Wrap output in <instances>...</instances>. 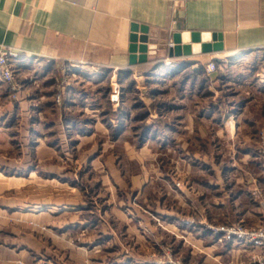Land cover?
I'll return each instance as SVG.
<instances>
[{"label": "rangeland", "instance_id": "374dc122", "mask_svg": "<svg viewBox=\"0 0 264 264\" xmlns=\"http://www.w3.org/2000/svg\"><path fill=\"white\" fill-rule=\"evenodd\" d=\"M226 63L217 67L222 79L213 78L218 86L204 78L195 88L158 83L160 75L145 80L144 87L126 72L67 63L54 67L31 62L22 68L24 73H16L15 83L1 79L13 105H19L25 84L32 87L35 99L26 109L17 108L12 119L8 111L0 118L4 132L0 146L6 158H15L6 161L15 165L6 172L27 175L0 192V203L36 202L44 211H61L50 220L8 211L0 214V241L28 248L20 255L11 249L9 255L0 245L4 250L0 264H235L236 256L228 248L210 247L212 239L222 236L209 226L226 223L205 211L217 200L213 189L196 182L200 191L189 194L193 201L177 189L190 188L182 180L185 175L205 181L219 173L222 164L240 160L241 150L235 145L240 135L235 133L244 121L231 113L237 109L226 114L228 102L223 100H236L242 93L253 96V84L241 81L244 77L254 83L264 76V51L239 54ZM193 91L195 98H191ZM45 94H53V104L62 108V116L49 117L36 110L46 109ZM209 100L212 103L206 104ZM207 106L218 117H206ZM189 113L200 119H189ZM260 126L255 150L263 163L264 124ZM4 159L0 157V162ZM173 171L179 173L175 182ZM164 206L180 212L184 225L169 227L173 220L157 212ZM49 221L56 226L68 224L70 230H52ZM255 256L250 264H258Z\"/></svg>", "mask_w": 264, "mask_h": 264}, {"label": "crops", "instance_id": "0c3cea01", "mask_svg": "<svg viewBox=\"0 0 264 264\" xmlns=\"http://www.w3.org/2000/svg\"><path fill=\"white\" fill-rule=\"evenodd\" d=\"M134 22L149 28L151 43L157 47L156 53L149 55L147 62L131 66L129 46ZM176 32L211 33L215 40L217 35L221 34L222 49L201 50L190 55L171 57L169 48L173 44ZM2 49L18 54L14 60L17 75L24 73L22 68H26L31 62L45 63L44 65L52 63L54 67H57L58 63H67L80 68L91 66L93 69L126 72L130 76L133 75L138 84L141 83L144 87L145 80L156 79L151 78L152 75H162V79H158L160 77L158 76V83H171L175 86L181 83L184 84L183 88H195L200 87L198 86L200 79L202 81L205 78V81L209 82L213 78L216 80L221 78L220 69L209 73L207 68L209 62L214 61L217 66L223 63L226 66L230 58L233 59L239 54L255 55L264 51V0H0V50ZM1 81L0 118L8 111L7 116L12 119L18 111L17 108L26 109L28 105L31 106L29 103L35 96L32 87L25 84L24 89L20 91L19 105L15 106L9 98V92H6V87L4 88L5 84ZM215 82L213 80V85L218 86ZM241 83L249 86L253 84L252 97L242 93L235 96L236 100L235 98L223 100L228 102L226 114H229L231 109H237L231 113L237 114L244 121L240 125V132L235 133L236 136L240 135L235 142L241 150L239 162L222 164L219 173L210 175L212 177L204 179L205 181L194 180L185 175L182 180L187 182L190 188L188 191L182 187L177 189H182L193 201L189 194L195 196L196 190L200 189L196 182L202 188L210 187L217 196V200L212 202V207L205 209L211 217L216 213L222 222L243 219L247 224H256L264 215V162L262 163L256 156L255 150L259 137L256 130L264 124V76L254 83L243 77ZM194 94L193 91L191 98H195ZM44 97L46 109L36 110L45 111L49 117L62 116V108L53 104V94ZM188 97L183 100L190 98ZM219 97L224 96L219 94ZM212 101L205 103L211 104ZM205 109H208L203 111L206 117L210 119L218 117L211 107L207 106ZM34 110L32 108L31 112H35ZM189 116V119H200L193 113H189ZM250 125L253 126V130ZM221 129L223 131L222 127ZM33 132L36 133L35 130ZM3 133L0 129V135ZM2 147L0 146V157L6 160L0 162V192L10 189L27 177L24 172L20 173L17 170L12 173L6 172L9 166L15 168V165L6 161L15 158L11 155L6 158ZM208 165H211L212 169H217L210 162ZM33 170L29 171L32 173ZM175 171L171 175L174 182L179 174ZM31 173L28 177H32ZM177 199L179 204H184L181 198ZM165 201L168 202L167 199ZM161 203H158L159 208ZM40 205L42 204L36 202L27 205L0 203V214L11 212L12 215L50 220L61 211L59 208H55L57 210L48 208L49 211H44L43 208H39ZM164 208L162 211L158 209L157 212L173 220L169 222V227L179 229L180 224H183L181 213L175 212L173 206L169 209ZM188 224L190 222H185V225ZM48 225L52 230L62 229L63 232L65 229L70 230L71 227L68 224L56 226L52 221H49ZM10 235L15 237L17 234L12 231ZM52 239L55 240L54 237ZM211 241L213 242L210 247L215 250L223 246L228 248L229 252L236 256L235 264H250L252 258L255 259L259 252L257 248L244 247L233 241L224 243L218 235L217 239ZM0 245L9 255L12 253L11 249H16L17 255L28 249L10 241H0ZM0 252H4L1 247ZM246 255L245 261L243 258Z\"/></svg>", "mask_w": 264, "mask_h": 264}, {"label": "water", "instance_id": "95a60500", "mask_svg": "<svg viewBox=\"0 0 264 264\" xmlns=\"http://www.w3.org/2000/svg\"><path fill=\"white\" fill-rule=\"evenodd\" d=\"M221 39V34H218L215 40L211 33L176 32L173 37V44L169 48V55L179 57L201 50H219L222 49ZM212 40L216 42H210ZM156 47L151 43L149 28L134 22L130 34V64L147 62L149 55L156 53Z\"/></svg>", "mask_w": 264, "mask_h": 264}, {"label": "built area", "instance_id": "2783aa9c", "mask_svg": "<svg viewBox=\"0 0 264 264\" xmlns=\"http://www.w3.org/2000/svg\"><path fill=\"white\" fill-rule=\"evenodd\" d=\"M18 54L11 50H0V78L7 83L17 81L14 60ZM217 63H208V70L217 69ZM60 96H58V99ZM262 155V154H261ZM215 232L221 233L225 240L242 244L244 247H254L259 250L258 264H264V215L260 222L247 224L243 219H237L225 223L222 226H209Z\"/></svg>", "mask_w": 264, "mask_h": 264}, {"label": "trees", "instance_id": "16d2710c", "mask_svg": "<svg viewBox=\"0 0 264 264\" xmlns=\"http://www.w3.org/2000/svg\"><path fill=\"white\" fill-rule=\"evenodd\" d=\"M131 66H133L134 64H130Z\"/></svg>", "mask_w": 264, "mask_h": 264}]
</instances>
